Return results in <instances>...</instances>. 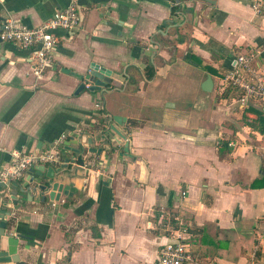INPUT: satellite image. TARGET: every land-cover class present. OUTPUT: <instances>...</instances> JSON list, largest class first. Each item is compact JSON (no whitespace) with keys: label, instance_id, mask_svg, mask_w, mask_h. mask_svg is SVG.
<instances>
[{"label":"crops","instance_id":"crops-1","mask_svg":"<svg viewBox=\"0 0 264 264\" xmlns=\"http://www.w3.org/2000/svg\"><path fill=\"white\" fill-rule=\"evenodd\" d=\"M253 1L1 0L0 27L9 17L39 25L72 2L82 21L57 30L43 77L31 50L0 40V172L13 151L48 149L62 134L70 159L25 174L47 182L61 168L63 190L19 192L6 233L20 236V261L0 264H161L170 234L148 222L170 202L193 229L188 264H264V111L220 88L238 53L258 48L264 62ZM96 69L109 89L80 90ZM109 125L124 137L106 142ZM81 142L83 167L64 149Z\"/></svg>","mask_w":264,"mask_h":264},{"label":"built area","instance_id":"built-area-1","mask_svg":"<svg viewBox=\"0 0 264 264\" xmlns=\"http://www.w3.org/2000/svg\"><path fill=\"white\" fill-rule=\"evenodd\" d=\"M252 6L256 12H264V2L255 0ZM81 21L79 7L76 2H72L36 26H28L11 17L5 19L0 27V39L31 50L35 61L34 73L37 77H43L54 63V49L58 44L57 30L75 29L80 26ZM260 53L258 48L238 53L232 67L221 77L220 84L237 92L242 107L253 104L264 111V62L259 59ZM96 108L101 110L102 102H98ZM65 138L66 135L62 134L45 150L13 151L12 160L0 172V181H21L31 168L38 165L62 164ZM184 196L185 190H182L181 199ZM177 207V203L173 207L161 206L158 209L157 224L148 222V227L159 226L170 234L169 241L160 249L161 264H188L193 260L190 232L183 224L182 216L176 212Z\"/></svg>","mask_w":264,"mask_h":264},{"label":"water","instance_id":"water-1","mask_svg":"<svg viewBox=\"0 0 264 264\" xmlns=\"http://www.w3.org/2000/svg\"><path fill=\"white\" fill-rule=\"evenodd\" d=\"M1 40V39H0ZM2 41V40H1ZM85 79L91 84L88 86L91 90H103L107 91L109 89V84H111L112 80L110 77L106 76L103 71L95 70L93 73H89L86 75ZM213 80L210 75L207 76L205 79L202 87L205 91L212 90L213 87ZM87 85L83 83L80 86V90L84 89ZM110 118H114L113 116ZM111 121V119H110ZM114 133H117L118 136L124 137L118 129L113 126L109 125L106 128V131L103 130L101 134L105 137L107 140L106 142L111 141L112 139L115 140ZM93 138H90L88 140V144H93L94 142ZM109 147L108 145L105 146ZM65 150H73L76 154V157L73 158V160H77L80 162L81 167L85 166V159H84V152H85V146H83V143H78L75 146L72 144H66ZM91 152H96V149H89ZM65 155V152L63 153ZM70 161L69 158L65 160V163H62L61 167L65 168L67 167V163ZM39 171H43L46 166L45 164H41L35 167ZM61 168H58L57 171L55 169H51L53 172L51 175H49V180L47 182H40L39 177H33V178H27L25 180L21 181H14V180H8L7 182H3L0 184V238H5L7 249H0V262L5 261L8 258H12L14 261H20V256L17 253L18 250V244L20 236H14L10 235L9 233H6L7 228V220L8 217L12 215V208L18 209L20 208L21 204L23 203V200L19 201L18 196L19 192H25L27 193V199H30V195L34 194L35 191H39L43 196H46L47 194L52 195L50 190H54L55 192L57 190L62 191L63 185L58 182V175ZM33 171V168L29 170V173ZM35 182V184H34ZM68 189V188H67ZM52 191V192H54ZM67 193V191H66ZM32 198V196H31ZM46 198L44 197L43 200Z\"/></svg>","mask_w":264,"mask_h":264},{"label":"trees","instance_id":"trees-1","mask_svg":"<svg viewBox=\"0 0 264 264\" xmlns=\"http://www.w3.org/2000/svg\"><path fill=\"white\" fill-rule=\"evenodd\" d=\"M186 58L188 59V60H190V61H192V62H195V63H198L199 64V61H198V59L192 54V53H188L187 54V56H186ZM154 75V73L150 70V73H148V77H151V76H153ZM224 75V73L221 75V76H223ZM220 88H221V96L223 97H227V96H229L230 95V93L229 92H231L232 90H230L229 88H227V87H223L221 84H220ZM233 94V93H232ZM238 97V94H234L232 97ZM261 116V115H260ZM100 119V118H99ZM261 120L262 121H264V118H261ZM100 122H102L103 120H99ZM103 130H105L106 131V126L104 127V129ZM172 206V202H170L169 203V205H168V207H171ZM183 224H185L187 227H188V230H189V232L191 233V232H193V229H192V227L191 226H189L188 224H187V222L184 220V222H183ZM259 255H262V253H260Z\"/></svg>","mask_w":264,"mask_h":264},{"label":"rangeland","instance_id":"rangeland-1","mask_svg":"<svg viewBox=\"0 0 264 264\" xmlns=\"http://www.w3.org/2000/svg\"><path fill=\"white\" fill-rule=\"evenodd\" d=\"M201 93H203V92H201Z\"/></svg>","mask_w":264,"mask_h":264}]
</instances>
